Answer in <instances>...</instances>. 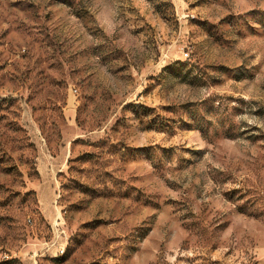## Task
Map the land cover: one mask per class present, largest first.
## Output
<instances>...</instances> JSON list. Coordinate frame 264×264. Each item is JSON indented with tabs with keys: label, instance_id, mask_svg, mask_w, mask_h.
<instances>
[{
	"label": "rangeland",
	"instance_id": "374dc122",
	"mask_svg": "<svg viewBox=\"0 0 264 264\" xmlns=\"http://www.w3.org/2000/svg\"><path fill=\"white\" fill-rule=\"evenodd\" d=\"M0 264H264V0H0Z\"/></svg>",
	"mask_w": 264,
	"mask_h": 264
}]
</instances>
